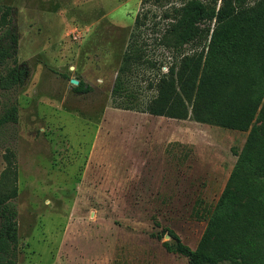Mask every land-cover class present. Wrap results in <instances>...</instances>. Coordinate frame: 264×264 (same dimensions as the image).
I'll list each match as a JSON object with an SVG mask.
<instances>
[{"label": "rangeland", "instance_id": "374dc122", "mask_svg": "<svg viewBox=\"0 0 264 264\" xmlns=\"http://www.w3.org/2000/svg\"><path fill=\"white\" fill-rule=\"evenodd\" d=\"M174 4L0 0L18 34L0 76L28 69L24 84L0 88V114L18 107L17 122L0 127L1 185L16 176L14 264H187L165 247L169 231L196 247L248 132L142 112L171 61L155 39ZM133 41L156 66L132 65L114 96Z\"/></svg>", "mask_w": 264, "mask_h": 264}, {"label": "trees", "instance_id": "16d2710c", "mask_svg": "<svg viewBox=\"0 0 264 264\" xmlns=\"http://www.w3.org/2000/svg\"><path fill=\"white\" fill-rule=\"evenodd\" d=\"M176 1L163 12L167 22L155 39L171 53V61L149 83L155 93L142 112L248 133L235 153L221 196L204 216L206 225L196 247L191 249L171 231L175 243L164 245L185 256L187 264H264V0ZM162 2L141 0V4ZM12 14L11 6L0 10V65L17 53ZM135 24H144L139 15ZM132 65L151 68L156 63L131 42L112 95L122 93V75ZM27 70L25 64L7 68L0 76V88L21 86ZM74 89L90 91L82 80ZM17 120L18 107L11 104L0 114V127ZM11 173L10 185L0 182V264H14L18 249L17 210L12 202L17 195L15 170Z\"/></svg>", "mask_w": 264, "mask_h": 264}, {"label": "water", "instance_id": "95a60500", "mask_svg": "<svg viewBox=\"0 0 264 264\" xmlns=\"http://www.w3.org/2000/svg\"><path fill=\"white\" fill-rule=\"evenodd\" d=\"M71 82L74 83V84H77L78 83L77 80H73V79H71Z\"/></svg>", "mask_w": 264, "mask_h": 264}]
</instances>
